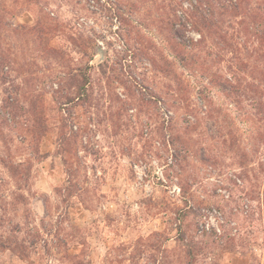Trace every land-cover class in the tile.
<instances>
[{"label":"rangeland","instance_id":"rangeland-1","mask_svg":"<svg viewBox=\"0 0 264 264\" xmlns=\"http://www.w3.org/2000/svg\"><path fill=\"white\" fill-rule=\"evenodd\" d=\"M262 1L0 0V264H264Z\"/></svg>","mask_w":264,"mask_h":264},{"label":"trees","instance_id":"trees-1","mask_svg":"<svg viewBox=\"0 0 264 264\" xmlns=\"http://www.w3.org/2000/svg\"><path fill=\"white\" fill-rule=\"evenodd\" d=\"M231 3L228 5V4H222L220 6H224L223 8H231L232 11H236V12H239L240 9H242V1L243 0H229ZM198 5L196 6V10L193 12L195 13L194 14V17H197L198 18V21L200 22V24H203L204 27L206 28H212L213 27V24L211 22V18H209L208 16L206 17L201 10H204V9H200L201 7V4L205 2V0H198ZM207 2V1H206ZM215 10H212L211 14L213 15V13ZM253 20L255 21V23H257V25H259L262 30L261 31H248V33H253L254 36H257V37H260L261 38V33L262 35H264V0L262 2H259L258 6L256 7V11L253 13ZM253 21V22H254ZM197 22V21H196ZM216 25V24H215ZM249 28V27H248ZM201 29V28H200ZM200 32H202V30H200ZM214 31V30H213ZM217 33L220 34L219 30H217ZM180 36H181V32L179 30H175L174 31V39H175V44L176 45H183L185 44V41L183 40H180ZM181 53L178 54V58L182 61V63H186V61L188 62V59L190 60L192 58V60L194 61V58L191 57V54H187L185 51H180ZM82 78H83V82H82V85L81 87L79 88L78 90V97L81 98V97H85L84 95L87 94V85L89 84L90 82V75H89V72L88 70H84L82 73Z\"/></svg>","mask_w":264,"mask_h":264}]
</instances>
